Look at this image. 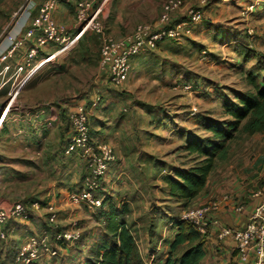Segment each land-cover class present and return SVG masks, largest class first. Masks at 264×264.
<instances>
[{"label":"rangeland","instance_id":"rangeland-1","mask_svg":"<svg viewBox=\"0 0 264 264\" xmlns=\"http://www.w3.org/2000/svg\"><path fill=\"white\" fill-rule=\"evenodd\" d=\"M35 1L0 0V41L30 12ZM116 1L106 6L105 32L122 36L125 31L132 34L140 25L157 28L166 2L141 0L135 9L120 5L115 11ZM182 1L183 7L174 17L176 21L189 23L187 15L193 9L202 12V20L188 26L189 32L180 40L161 41L154 50L147 49L135 57L122 85H114L101 70L102 39L88 32L66 59L46 64L33 89L19 96L27 102H65L90 90L91 99L101 98L95 108L89 109L92 119L98 118L92 129L101 134L99 141L115 148L122 166L116 175H108L107 184L98 193L104 197V210L77 206L69 192L82 190L86 173L83 161L76 153L66 155L63 149L59 153L57 146H62L68 127L58 125L56 115L41 120L42 126L57 122L41 136L42 148L29 146L30 150L26 151L23 145L28 139L0 153V198L10 200L9 204L22 199L38 201L42 206L39 211H33L29 205L33 216L29 224L11 221L6 225L7 230L13 231L9 232L7 241L0 239V264H12L21 242L40 235L41 229L49 233L51 240L55 230L64 229L79 231L86 241L93 242L99 234L93 238L92 233L103 230L104 224L99 226L101 214L111 203L119 209L128 207L132 214L126 220L135 219L143 224L145 236L151 224L159 227L155 236L149 235L151 239L171 237L169 220L182 217L186 208L170 198L163 177L173 175L172 168L188 169L198 163L197 154L185 151L189 141L212 135L202 126L210 119H229L222 112L223 105L236 99L235 92L251 89L247 82L250 72L264 75V0ZM71 23L74 25L75 19ZM51 47L56 50L58 45ZM60 64L64 70L60 67L62 71L53 74V67ZM97 125L102 129L97 130ZM246 139L239 144L246 143ZM34 158L40 160L37 167L32 163ZM120 174L121 179H116ZM29 196L34 198L25 199ZM5 204L0 202V207ZM48 206L57 212L53 225L49 222ZM38 212L42 214L37 215ZM38 219L46 223L45 227ZM83 241L60 247L69 250L63 264H78L72 256L80 254V258L85 254L79 249ZM159 247L162 254L166 252L164 246ZM61 257L62 253L57 264H62Z\"/></svg>","mask_w":264,"mask_h":264},{"label":"built area","instance_id":"built-area-1","mask_svg":"<svg viewBox=\"0 0 264 264\" xmlns=\"http://www.w3.org/2000/svg\"><path fill=\"white\" fill-rule=\"evenodd\" d=\"M112 0H80L75 8L74 29L76 35L65 25L58 23L53 14L59 4V0H45L39 7L38 15L32 19L24 36L14 35L12 32L5 36L8 49L0 54L2 68L0 76H5L11 71L9 62L19 50L27 47L24 62L15 72L14 78L29 70L33 74L35 62L43 49L49 45H58V48L48 57L39 61L38 67L43 68L48 63H54L66 59L70 52L78 45L79 40L88 32L98 35L102 39L100 68L108 73L110 81L117 86L122 85L128 78L133 59L142 52L154 50L161 41H178L189 32L188 26L202 20V12L193 9L187 15L186 21H176L175 15L182 9V0H166L163 13L158 21L157 28L149 25H140L130 35L117 39L105 32L103 17L106 6ZM33 4L30 6L32 9ZM186 30V31H185ZM32 41V43H29ZM101 98H97L92 108H95ZM10 108H5L0 121L7 120ZM71 136L67 143L66 155L78 154L85 168L82 190L72 194V200L77 206H83L91 211H101L104 207V197L98 193L104 185L105 178L109 175L117 162L113 146L91 135V115L83 105H77L69 113ZM253 195L261 198V203L256 208L249 224L244 229L221 227L218 238L232 239L235 243V251L243 264H264V186L256 190ZM230 200L229 196L215 198L200 206L185 210L181 219L193 225L203 236L208 235L209 228L218 224L214 215L222 204ZM42 208L39 202H33L31 209L39 211ZM244 205H238L236 211L243 213ZM50 225L57 221V212L53 206H48ZM32 215L29 206L16 201L0 207V239L7 241L10 236L6 225L11 221L27 222ZM83 234L79 231L60 230L56 236L50 239L49 233L34 235L28 238L18 248L15 255L17 264H40L49 260H55L61 255V246L68 243L77 245L83 240Z\"/></svg>","mask_w":264,"mask_h":264},{"label":"crops","instance_id":"crops-1","mask_svg":"<svg viewBox=\"0 0 264 264\" xmlns=\"http://www.w3.org/2000/svg\"><path fill=\"white\" fill-rule=\"evenodd\" d=\"M44 1L45 0H36L33 3V7L32 9H30V12L25 14L14 26L12 34L19 35V37L25 35L26 29H28L33 17L35 16V9ZM79 1L80 0H59V4L57 5V8L53 14L55 20L58 23L65 25L71 30L72 35L74 33H78L76 29L74 30L75 24L72 25L71 21L75 19V8L77 2ZM115 1L116 0H112L111 3ZM140 1L141 0H117L115 11L120 5L121 8L126 6L131 9H135L138 7V5H140ZM106 18H108L107 13L104 14V22L106 21ZM129 33L130 32L125 31L124 33H122L125 34V36H122L112 32L111 36L117 39H122ZM29 43H32V41H29ZM51 46L53 45H49L41 51L38 60L35 62L36 67L33 74H31V72H29L28 70L24 74H21L18 79L14 78L18 66L24 62V56L27 51V47H25L19 50L15 57L10 60L9 65L11 66V71L5 76H0V121L5 108H10L7 120L4 122V124H2V128L0 130V153L6 152L10 145H15L16 143L17 145H20L23 142H26L28 139L29 142L24 143L23 145L26 146V151L30 150L29 146L36 148V150L37 148H42L43 146L40 143L42 139L41 136H43V134H45L46 131L51 128L52 124H55L57 122H59L58 125L68 127L65 136L62 135L64 136V138L61 143H63L70 137L71 129L68 122L69 120H67L66 113H70L71 111H73L77 105H83L88 108V110L93 109L91 106L94 100L91 99L89 93L90 90H86L78 94L79 96L75 97L77 98L75 100H71V98H69L65 102L50 101L45 103L40 100L29 102L24 100L21 101L19 96L26 90H32L36 78H38L39 75L43 74V70L47 68L45 66L43 68H39L37 64L39 63V61L50 56L55 51ZM7 49L8 42L4 37L0 41V54L5 53ZM62 65L60 64L58 67H53V74H56L57 72L59 74V72H61L62 69L65 68L64 66L61 67ZM60 67L62 69H60ZM1 68L2 64L0 62V70ZM106 76L108 77V79H110L108 73L106 74ZM52 114L56 115L57 122L55 120L50 121L48 122V124L42 126L41 120H47V118L51 117ZM92 118L93 116L91 117L92 138L95 140H100L101 134L92 129V126L95 124L98 118ZM99 129L101 130L102 128L98 126L97 130ZM247 139L246 143L239 144L237 147H235L231 158L224 165L217 168L215 173L210 177L205 192L202 193L192 204L194 206H197L207 202L212 198L215 199L224 196L230 197V200L224 202L219 211L214 215L215 220L218 222V224H214L211 228H209L208 235L204 236L206 256L201 264H243L235 251L234 241L229 238L220 240L218 238V233L221 227L244 229L249 224L251 217L254 215L256 208L259 206L262 200L259 197H255L253 193L264 186V135L256 134ZM57 149H59L60 152L61 146L58 145ZM117 162V164L115 163L112 169L113 171H110V176L111 174L112 176L116 175L120 171L119 169L122 166V163H119L121 162L120 157H117ZM32 163L37 167L38 163H40V160L34 158ZM173 169L174 168H172L171 170ZM107 177L105 178L104 185L107 184ZM116 177V179H121L122 174L117 175ZM71 193H73V191L69 192L70 196L72 195ZM30 198H34V196H29L25 199ZM19 201H22V199ZM0 202L6 203L5 205H8L10 200H6V198H0ZM23 202H28L29 204L31 200ZM241 204L244 205L245 210L243 213H238L236 211V207ZM102 210H104V208ZM33 211L35 210L33 209ZM40 214L42 213H37V215ZM31 218L33 219V216ZM32 219L25 223L29 224ZM126 221L130 224L132 231L136 236L137 243L145 264H163L169 249V244L176 234L175 229H173L172 222L169 220V226H171L170 231L172 232L171 237L169 239L158 238L157 240H155L151 239L149 235L152 234V236H155L157 234L155 230L159 229L158 226L152 227L151 224H149L147 228V234L145 236L143 224L139 223L135 219ZM38 223H41L45 227L46 223H44L42 219H38ZM99 223V226H103L104 224L103 220L99 221ZM45 232L46 230L41 229L38 234L41 235ZM101 232L102 229L99 233H92L93 238L94 236H98L99 234L97 239H93V242L91 241L92 239L86 241L84 235V241L82 242V244H80L82 246L79 249H81L85 254L80 258V254L72 256L78 264H86L87 260H92L90 248L96 245L100 238ZM22 244L23 241L21 242V245ZM159 246H164L166 248V252L162 254ZM61 253L63 264L67 261L68 257L66 258L65 255L69 254V250L67 248L62 249ZM56 260L58 259H55L52 264H57ZM47 262L48 261L42 262L40 264H46ZM11 263L16 264L14 260Z\"/></svg>","mask_w":264,"mask_h":264},{"label":"trees","instance_id":"trees-1","mask_svg":"<svg viewBox=\"0 0 264 264\" xmlns=\"http://www.w3.org/2000/svg\"><path fill=\"white\" fill-rule=\"evenodd\" d=\"M247 82L251 87L248 92H235V100L225 98L227 101L222 112L229 119H210L202 126L212 135L189 141L185 151L197 154L198 163L188 169L174 168L173 175L163 177L169 188V196L182 203L185 210L194 207L193 202L206 190L210 177L219 165L231 158L235 145L253 135H264V75L250 72ZM66 115L69 120V113ZM68 140L62 143L59 153L62 149L66 151ZM32 203H29L30 206ZM26 204L29 206L28 202ZM129 214L128 207L119 209L109 204L101 214L104 228L100 238L90 248L92 260H87L86 264H145L136 236L126 221ZM171 222L176 234L169 244L163 264H201L206 256L204 236L181 217ZM57 232L55 230L52 236L55 237Z\"/></svg>","mask_w":264,"mask_h":264}]
</instances>
